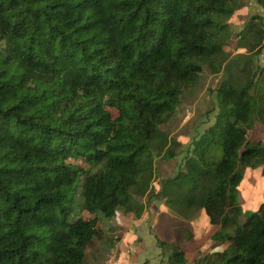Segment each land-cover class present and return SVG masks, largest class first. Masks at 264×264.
<instances>
[{
    "label": "trees",
    "instance_id": "obj_1",
    "mask_svg": "<svg viewBox=\"0 0 264 264\" xmlns=\"http://www.w3.org/2000/svg\"><path fill=\"white\" fill-rule=\"evenodd\" d=\"M245 1L0 0V264H106L104 219L140 218L141 198L219 226L224 248L190 263L175 242L170 264H264V201L242 219L237 200L240 169L264 167L248 138L254 115L264 126V16L226 49ZM212 76L215 120L155 192L157 158L183 147L169 126Z\"/></svg>",
    "mask_w": 264,
    "mask_h": 264
},
{
    "label": "rangeland",
    "instance_id": "obj_2",
    "mask_svg": "<svg viewBox=\"0 0 264 264\" xmlns=\"http://www.w3.org/2000/svg\"><path fill=\"white\" fill-rule=\"evenodd\" d=\"M254 16H264V9L263 7L258 3V0H246L245 2H241L239 8L237 9L236 13L231 16L225 18V22L228 25L230 31L234 33V38L231 39L229 44L226 46V49L231 53H237L240 51H245L244 49L239 47L238 43V37L237 33L243 29L247 21ZM222 19L221 17H219ZM257 61L260 64V66H264V49L262 50L261 54L258 55ZM217 84V76H212L209 81H207L206 88L202 91V93L199 96V101L192 105V106H184L183 109H180L178 111V114L176 117L179 119L177 121H173L169 127L175 128L174 135L177 136L182 142L183 147L180 149L178 156L176 159H172L170 161L162 160L161 158H157L156 161V172L157 177L154 181V191L155 192H163V189L165 187V181L166 179L170 177H174L179 171H185V164L187 157L191 154V149H193V140L199 136L201 133H203L206 128L211 125L215 120V114L212 113L210 115H207L208 109H213L217 106V97L215 93H212L210 91L211 88H215ZM187 108H190V110L187 112ZM113 117L118 116V111L115 109H110ZM255 116L253 118V127L250 131V134L248 136L249 139L252 140H262L264 142V126L255 120ZM243 179L239 186L238 193H237V200L239 204L242 206L243 213H242V219L246 218L249 214H252V212L259 209L261 203L264 201V167H243L240 169ZM77 204L80 201V193L77 195ZM141 202L146 203V208H148V212L151 210H159L161 207H167L164 203V200L161 198L159 200L154 201H148V198H141L139 199ZM152 209H151V207ZM150 207V209H149ZM202 211V210H201ZM201 211L199 213H201ZM203 212V211H202ZM205 212V211H204ZM83 216H85L87 219L94 218L96 215L91 212H81ZM198 213V214H199ZM206 213V212H205ZM197 214V215H198ZM209 217V216H208ZM148 222H153L154 214L150 212V214H147ZM113 219H104L103 225L104 227L113 228L115 227V224L110 222ZM215 227V226H214ZM115 230H110V232L114 235ZM159 231V230H158ZM152 234L155 235V238L157 240V245L159 247L160 244L158 243V240L163 239L160 237V235L156 234V232L151 231ZM160 232V231H159ZM147 233V232H146ZM216 232L212 230L210 233L207 234V237L210 234H215ZM187 233L183 232V236H186ZM117 236V235H116ZM159 236V237H158ZM187 237V236H186ZM206 238L204 240L203 245L204 249H208V244H206ZM120 240V237L118 239V242ZM211 240L214 241V239L211 238ZM174 243H167L169 245H165L164 247H161V254L160 258H158L157 254H153L152 261L155 260V262H160V264H170L169 258L171 253H174L175 247ZM148 247L151 252H154L153 248L156 250V247L154 245L153 241H148ZM225 245L223 244L221 249L224 248ZM196 249H192L190 255L192 253H195ZM207 251V250H206ZM203 253H206L202 250ZM201 252V253H202ZM116 252L112 253L111 256H114ZM151 261V262H152ZM153 263V262H152Z\"/></svg>",
    "mask_w": 264,
    "mask_h": 264
},
{
    "label": "crops",
    "instance_id": "obj_3",
    "mask_svg": "<svg viewBox=\"0 0 264 264\" xmlns=\"http://www.w3.org/2000/svg\"><path fill=\"white\" fill-rule=\"evenodd\" d=\"M147 210L148 208L145 209L140 218L135 219L125 215L123 212H119L118 216L110 222V224H115V227H105L107 230H115L117 237H120L115 249V258L119 264H157L155 260L152 261L151 257L153 254H157L158 258H160L162 252L161 247L157 245L155 235L151 231L156 232L157 235L159 234L163 241L167 243L178 242L185 251L190 263L196 262V260L201 259L212 251L221 249L223 245L215 239L214 241L211 240L214 234H210L206 238L207 234L212 230L217 232L219 226L211 224L204 210L192 219L184 220L169 210L168 207H161L159 210L150 211L154 214L153 222H148L147 214H150V212ZM183 232L187 233V237L183 236ZM205 238L208 249L203 248L202 242H204ZM150 240L154 242L156 247V250L153 248L154 252L149 250L148 241ZM194 248L196 249L195 253L190 255L191 250ZM202 250L206 253H203Z\"/></svg>",
    "mask_w": 264,
    "mask_h": 264
},
{
    "label": "built area",
    "instance_id": "obj_4",
    "mask_svg": "<svg viewBox=\"0 0 264 264\" xmlns=\"http://www.w3.org/2000/svg\"><path fill=\"white\" fill-rule=\"evenodd\" d=\"M106 264H119V262H118V260H116V258H114V256H110V257L107 259Z\"/></svg>",
    "mask_w": 264,
    "mask_h": 264
}]
</instances>
